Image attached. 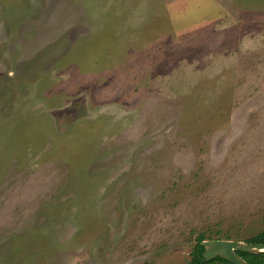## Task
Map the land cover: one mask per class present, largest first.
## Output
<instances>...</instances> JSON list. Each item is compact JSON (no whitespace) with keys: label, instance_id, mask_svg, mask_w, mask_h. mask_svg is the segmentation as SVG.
<instances>
[{"label":"rangeland","instance_id":"obj_1","mask_svg":"<svg viewBox=\"0 0 264 264\" xmlns=\"http://www.w3.org/2000/svg\"><path fill=\"white\" fill-rule=\"evenodd\" d=\"M263 229L264 0H0V264Z\"/></svg>","mask_w":264,"mask_h":264},{"label":"water","instance_id":"obj_2","mask_svg":"<svg viewBox=\"0 0 264 264\" xmlns=\"http://www.w3.org/2000/svg\"><path fill=\"white\" fill-rule=\"evenodd\" d=\"M206 247L203 253L206 260L221 256L229 259L234 264H251L242 258L237 251L264 252V243H248L246 241L211 238L202 241Z\"/></svg>","mask_w":264,"mask_h":264},{"label":"trees","instance_id":"obj_3","mask_svg":"<svg viewBox=\"0 0 264 264\" xmlns=\"http://www.w3.org/2000/svg\"><path fill=\"white\" fill-rule=\"evenodd\" d=\"M205 239H211V235H206L204 232H201L197 237V243L192 252V259L189 264H215L218 261L226 264H234L229 259L221 256L209 261L206 260L203 255L206 247L202 244V241ZM245 241L248 243H264V229L254 236L247 238ZM237 253L251 264H264V252L255 253L240 250Z\"/></svg>","mask_w":264,"mask_h":264}]
</instances>
